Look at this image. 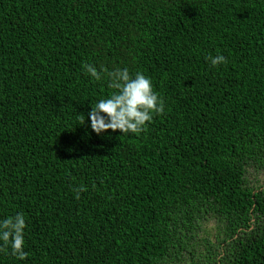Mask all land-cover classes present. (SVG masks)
<instances>
[{
	"label": "trees",
	"instance_id": "1",
	"mask_svg": "<svg viewBox=\"0 0 264 264\" xmlns=\"http://www.w3.org/2000/svg\"><path fill=\"white\" fill-rule=\"evenodd\" d=\"M264 0H0V264H264Z\"/></svg>",
	"mask_w": 264,
	"mask_h": 264
},
{
	"label": "rangeland",
	"instance_id": "2",
	"mask_svg": "<svg viewBox=\"0 0 264 264\" xmlns=\"http://www.w3.org/2000/svg\"><path fill=\"white\" fill-rule=\"evenodd\" d=\"M249 185L254 189L264 190V167H249L246 173ZM200 226L197 228L195 237L189 241L195 254L196 261L201 264L210 254L211 247L206 239L217 241V237L223 232L224 225L220 219L211 216L199 221Z\"/></svg>",
	"mask_w": 264,
	"mask_h": 264
}]
</instances>
